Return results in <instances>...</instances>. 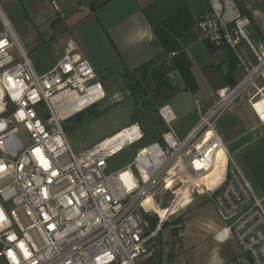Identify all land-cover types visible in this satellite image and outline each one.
Wrapping results in <instances>:
<instances>
[{
  "label": "built area",
  "instance_id": "obj_1",
  "mask_svg": "<svg viewBox=\"0 0 264 264\" xmlns=\"http://www.w3.org/2000/svg\"><path fill=\"white\" fill-rule=\"evenodd\" d=\"M205 1L194 33L229 51L234 83L216 89L208 106L194 98L198 120L183 137L172 126L170 105H161L167 130L113 171L107 159L143 141L140 124L74 152L64 123L105 100L102 80L72 37L50 68L37 70L0 6V264H141L159 229L145 218L149 190L174 166L189 180L200 179L220 148L227 155L223 177L207 189L222 224L214 237L222 242L231 236L238 246L220 264H264V194L231 159L217 128L221 114L242 96L264 123V42L249 36L251 18L237 0ZM49 2L60 10L57 0Z\"/></svg>",
  "mask_w": 264,
  "mask_h": 264
},
{
  "label": "rangeland",
  "instance_id": "obj_2",
  "mask_svg": "<svg viewBox=\"0 0 264 264\" xmlns=\"http://www.w3.org/2000/svg\"><path fill=\"white\" fill-rule=\"evenodd\" d=\"M49 1L0 0V6L34 65L42 68L41 71L50 68L60 57L64 41L69 37L79 43L83 54L91 64L97 65L94 67L97 75L101 77L107 96L102 103L75 115L64 123L65 132L74 152L92 146L106 135L131 123L134 116H137L145 133L143 141L125 147L107 159V171L119 169L131 161L142 143L161 137V134L167 130L168 127L158 114V101L145 107L143 102L147 101L148 96L142 95L141 92H137L135 96L130 94L125 74L131 70L125 67L124 61L114 51H111L107 33L102 32L98 26L102 24V16L100 17L99 13L97 15L91 13L93 9L91 12L86 11L83 3H80L83 2L82 0H75L70 9L59 8V11L53 10ZM176 1L188 2V5L194 8L197 2L201 3L204 0H172L171 2ZM253 5L261 12L257 20L264 23V0H253ZM78 9L77 13L74 12ZM202 9L205 8L194 10L195 15H199ZM67 13L75 15V23L65 26L64 16ZM249 36L255 42H264L263 34L253 22ZM204 44V41L200 40L189 48L190 55L194 56L195 68L207 60ZM168 78L174 90L173 96L167 103L179 109L184 117L196 111L193 96L184 90V86L179 87L180 76L174 78L168 76ZM199 80L202 88L212 89V84L202 77H199ZM213 93L210 92L207 98L199 96L206 106L214 100ZM175 123L173 121L172 126ZM217 128L226 143L231 159L237 163L255 191L260 195L264 194L246 167L247 157L264 145V123L258 122L245 96L226 108L217 121ZM223 150L227 157L226 150ZM260 158L264 161V150ZM258 164L264 163L259 161ZM222 170L219 165L215 172L208 176L211 184L215 177L223 172ZM186 181L188 182L180 174L172 171L165 179L166 185L159 182L144 200V205L150 214L157 217L156 227L159 225V229L150 239L148 248L150 254L141 264L144 261H149L150 264H214L215 252L219 256L226 257L234 253L237 243L233 237L217 243L201 227L205 220L217 222L220 219L213 197L209 192L206 194L200 184L190 186ZM178 185L181 187L175 190ZM161 213L164 218L161 217Z\"/></svg>",
  "mask_w": 264,
  "mask_h": 264
},
{
  "label": "crops",
  "instance_id": "obj_3",
  "mask_svg": "<svg viewBox=\"0 0 264 264\" xmlns=\"http://www.w3.org/2000/svg\"><path fill=\"white\" fill-rule=\"evenodd\" d=\"M75 0H57L60 8L70 9L73 6ZM83 6L87 9L86 11H92L91 13H99L100 17L102 16V24L98 25L102 32H106L108 36V44L111 45V51H114L118 57L124 61V65L129 70L134 69L139 66L144 61L153 57L158 51L159 47L155 44V36L150 26V20L145 15V9L152 4L159 3L161 0H82ZM185 2V1H184ZM241 9L249 15L253 25L261 31L264 36V23L257 20L261 16V12L254 8L253 0H237ZM188 5V2H185ZM101 4V5H100ZM100 5V6H99ZM165 4H161L158 7L161 9L165 8ZM189 6V5H188ZM207 7L206 1L201 3H196L194 8L189 6L190 9L195 12L201 7ZM195 10V11H194ZM67 11V10H66ZM75 10L74 12H78ZM75 15L67 13L64 16L65 26L70 23H75ZM107 29H105V26ZM64 26V25H63ZM200 40H195L185 48L186 54L191 60V72L197 82L198 90L195 93H190L193 98L202 96L207 98L209 93L214 92L216 89L227 85L223 79V74H225L230 67V54L229 51L225 48L216 49L215 52L210 53L205 46L203 45L204 52L207 56V60L195 68L194 56L190 55L189 48ZM87 58V57H86ZM88 59V58H87ZM97 67V65H94ZM93 66V67H94ZM94 67V68H95ZM235 69V67H234ZM234 69L232 71V76L234 74ZM96 70V69H95ZM97 71V70H96ZM176 74L175 76H177ZM99 76V75H98ZM174 76V77H175ZM173 77V78H174ZM199 77H202L205 81L212 84V89L202 88ZM101 79V77H99ZM181 79V78H180ZM181 84L179 87L184 86V82L181 79ZM173 96V95H172ZM200 98V97H199ZM195 103V102H194ZM169 104V103H168ZM196 105V104H195ZM176 115L175 125L173 126L175 132L179 137H183L186 133L194 127L198 120V111L191 112L185 117L179 109L173 106ZM224 149V148H222ZM222 224L220 219L217 222L211 220H205L201 227L204 229L208 236L212 238L213 241L217 243H222L224 241H217L214 237V234L221 228ZM184 233V232H183ZM183 238V237H182ZM232 239L231 236H228L226 240ZM182 250V247H181ZM238 252V247L235 246V251L229 257L219 256L215 252V261L214 264H220L227 259L233 257ZM183 256V252L181 254Z\"/></svg>",
  "mask_w": 264,
  "mask_h": 264
},
{
  "label": "trees",
  "instance_id": "obj_4",
  "mask_svg": "<svg viewBox=\"0 0 264 264\" xmlns=\"http://www.w3.org/2000/svg\"><path fill=\"white\" fill-rule=\"evenodd\" d=\"M171 1L161 0V2L152 4L145 9V15L150 20V26L155 36V44L159 47V51L153 57L125 74L127 88L131 95L135 96L137 92H141L142 95L148 96L147 101L143 102L145 107L147 104L151 105L152 102L158 101L157 109H159L173 95L174 88L167 76L170 71L178 73L184 82L185 91L195 93L198 90L197 82L191 72V60L185 52V48L197 39V35L194 33V24L198 15H195V12L190 9L187 3ZM162 3L166 6L161 11L158 6ZM206 10L207 7L198 14L200 15ZM204 43L210 53L215 52L216 48L214 46L206 41ZM171 53H174V55H171ZM234 67L235 62L230 57L229 70L223 74V79L228 85L234 83L232 76ZM36 69L41 71L40 69L42 68L36 65ZM134 122L139 123L137 116H134L131 123ZM153 139H160V137ZM263 150L264 145L251 153L247 157L246 167L257 185L264 192V164H258L259 161L264 163L260 158ZM224 154V150L220 148L217 152L215 166L203 176L202 183H204L205 187L210 189L222 179L227 158ZM219 165H221L223 172L216 176L211 184L208 176L212 175ZM189 183L190 181L186 184L189 185ZM145 218L149 221L151 229L156 227L157 217L146 214ZM143 264L150 263L149 261H144Z\"/></svg>",
  "mask_w": 264,
  "mask_h": 264
},
{
  "label": "bare ground",
  "instance_id": "obj_5",
  "mask_svg": "<svg viewBox=\"0 0 264 264\" xmlns=\"http://www.w3.org/2000/svg\"><path fill=\"white\" fill-rule=\"evenodd\" d=\"M215 166V165H214ZM172 171H175L176 173L180 174L185 180L187 179L188 181H190L189 185L190 186H198L199 184L204 188V190L206 191V194H208L207 192V187H205L204 183H202V179H203V176L200 178V179H195V180H192V179H188L185 175H183L179 169L177 167H172L170 168L167 172H165L161 177L160 179L155 183V185H153V187L149 190V193L151 192V190L159 183V182H163L165 184V179L166 177L172 172ZM187 182V181H186ZM166 185V184H165ZM179 187H181V185H178L176 189H178ZM149 195V194H148ZM161 217L164 218V215L161 213Z\"/></svg>",
  "mask_w": 264,
  "mask_h": 264
},
{
  "label": "snow or ice",
  "instance_id": "obj_6",
  "mask_svg": "<svg viewBox=\"0 0 264 264\" xmlns=\"http://www.w3.org/2000/svg\"><path fill=\"white\" fill-rule=\"evenodd\" d=\"M21 247H22V245H21Z\"/></svg>",
  "mask_w": 264,
  "mask_h": 264
}]
</instances>
